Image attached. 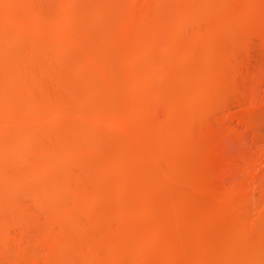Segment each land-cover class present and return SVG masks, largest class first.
<instances>
[{
    "label": "rangeland",
    "instance_id": "obj_1",
    "mask_svg": "<svg viewBox=\"0 0 264 264\" xmlns=\"http://www.w3.org/2000/svg\"><path fill=\"white\" fill-rule=\"evenodd\" d=\"M18 1L17 0L12 1V2H14V4L16 2H18V4H17L18 7L15 6L12 2H10V3H6L8 9L6 7H5L6 9L0 8V64L4 63L3 65H5V66L1 65V68L3 67L4 69L7 70V72L5 73L6 70L4 71L3 68L2 69L0 68L1 69L0 71H3L0 73H3L5 75L4 76L2 74L4 77H8V78L11 77V79L9 81H8V78H7V80L2 79L3 83H5V82L9 83L10 82L11 84H14V82H15V84H18L17 86L16 85H12V86H15L18 89V90L17 89L16 90L19 91V93L17 94V97L19 98L20 96L23 95V96H25L23 98V99H25V101H23L24 104L20 103L22 98L20 97V99H18V98H16V95L14 94V96H11L10 99L14 100L12 98H16L17 100L15 99L14 102L10 101V103H9V101L7 102V103H9V105L7 107L11 111L8 110V108H7L8 114H7V116L3 117V119L6 117L7 120L5 118V120H3L4 121L3 125L0 127V131H1L0 132V147L6 148L10 143H11L10 146H13L15 144V142L19 139V136L22 134H24L26 136L27 134H29L28 132H30V129L28 130L27 128H31V130L32 129L33 130L30 133L33 134L34 136H32V135L31 136L28 135V136L33 137L34 139L33 138L32 139L27 138L29 140H27L28 142L26 143V146H28V147H26V148L27 149L30 148V149H28V152L29 151H30V153L32 152V154H33L32 157L35 158V156H36L34 162H36V160H38L37 162H39L40 161L39 159H41V161H43V163L40 161V163H42V164L41 165L38 164V166H37L35 163L30 162L34 166H37L39 169H40V167H42L41 168L42 171L41 170L39 171V169L36 167V169H38V172H36L37 171L36 170L35 176L33 177V179L31 178L32 180H30L28 178L26 179L27 172L29 173V170H31L30 166H27L28 163L27 164L24 163L25 165H23V164H21L22 162L17 164L16 162L14 163V161H10V160L9 161L5 160L6 162H4V160H0L1 161L0 163H3V162L5 163V164H0V188L4 191V194H2V196H0L1 197L0 202H2V203H0L1 204L0 205V218H1L0 221L3 219L2 220L3 222L2 223L0 222V264H61V263H63V264H96V263L99 264L100 261H102L101 264H121V261H122V264H189L190 261L192 260L191 259L192 254H191V250H190V246H189V244L192 245V239H191L192 235L190 233H189V235H187L188 234L187 231L186 232L182 231L181 234L179 232V234L177 233V235L181 237L180 240H178L177 235H174L176 237V241H179V242L173 244V246L175 247V250L177 252L176 254H179V258L176 261L175 256L168 251L170 239L168 240V237H166V236L169 235L170 233H168V232L166 234H164L165 232L160 233L161 227H159L160 229H158V227H157V226H159L158 225L159 221L162 220L160 218L163 217V216L160 217L161 213L163 214L165 207H168V206L163 207L164 210L160 211V209L162 210L161 206H163V205H161L159 203L160 207H158V208H160V209L159 210H156L158 208L155 209L156 205L158 204L156 202L159 200V198L161 196H162L161 197L162 200H160L159 202L165 204L167 201L169 202V200H167V199H169V197H171L172 195H176L177 193L180 194L181 191L179 190V188L184 189V190H182V189L181 190H182V192L183 191L185 192V190H187L186 184L184 185L182 182L183 180L180 177L178 178V176H175L174 172H172L173 173L172 176L174 175V177H176V179L178 178L182 185L180 184L179 180H176L172 176H170L171 168H170V172H169V168H167V167H170L171 165H169L168 161L163 160V159L168 158L169 156L166 157L167 155L165 154L166 158H160L161 157L160 155H162V157L164 156L163 154H160V151L166 150V148L161 149L164 147V144L162 146L160 141L159 140H158L159 142L157 141L158 143H160L159 146H162V147H160L161 150L160 149H159V151L157 150L159 152V154H158V152L155 150L158 148V147L156 148V145H155V143H156L155 139L156 138L151 137L149 135L150 132L149 133L146 132V134L143 133L145 135H143L142 133L139 134L138 130L136 129V128H140V124L142 122H140V124H139V123H137L136 119L134 120L133 123H132V121L129 122V120L127 119L128 118V111L130 110L129 107H131V105H129V104H134L133 102L136 100L135 103H137V104H134V105L141 104L140 107H142V109L151 110L152 114H154V110H156V109H153V106H154V108L156 107L158 109L159 105L161 104V101H158L159 98H161L159 100H162V98H164L163 100L168 98V103L170 104L172 102L171 99L174 98L173 95L176 96L177 94L181 95L184 93V89H183V91H180L183 88V85H182V88H180L178 85H176V82L174 81L176 79L178 80V78L175 77V74H177V77H181L182 75L179 76V74L180 73L182 74L184 72L181 70L184 68L183 70H186L184 72L185 76L184 77L182 76V77L185 80L183 78H179V80L183 79L185 81V83L188 84L189 80L187 82V79H190L191 77L194 79L193 76H195V74L192 75V72L190 71L193 68L196 67L195 69L192 70L195 73H197L201 69L204 70L205 68H208V69L214 68L212 65L213 61L216 60L214 58V56L218 55L216 53L219 51V49H220V51H221V49L227 50V44H229L231 42L230 41L231 39H232V47L233 48L229 47L228 49L229 50H230V48L232 49V54L234 55L235 58H237V61H239L240 64L236 65L233 72L231 71L232 73H230V71H228L229 74H227V72H226L227 68L223 67L224 69L221 70L220 67L222 64H221L220 60L217 61L218 60L217 59L216 60L217 64H216V61H214V63L217 66L214 63L213 64H214L215 68L217 67L219 70L216 68V71L215 70L213 71V69H212V72L214 75H218V74H221L223 72L221 74L222 75L221 77H223L221 80H223L225 84H228L230 87L233 86L232 88L236 87L235 89H239L240 87L242 89L240 88L239 90H236L237 92L240 91V93H236V92L230 93V94H232V96H229V97H228V95H230V94L227 95L228 98H226V99L230 100V101L227 102V104L228 103L229 104L227 105V107L225 109L222 110L223 112H221L220 109H218L220 111H218L216 109V111H217L216 114H215V112H214L215 110H214L213 113L212 112H209L210 114L208 113L209 116H208V114L206 115V117L208 116L207 117V120L209 119L208 121L205 119L206 122H204L205 121L204 120L203 123L202 122L197 123L198 121L196 123H195V121L192 123L193 128L196 127L193 130V134H194L195 130L198 133L195 132L196 137L191 134L188 139L189 140L191 139L190 142L192 141V143L195 145V149L192 152L195 154V150H197L196 152H197L198 156L195 155V158L196 159H197V157L199 158L198 161L195 159L197 161V165H194L196 163L192 162V167L194 165L195 167L199 168V166L202 165L201 169H204V171H205V168H203V167L208 166L207 167L208 169L206 168V170L209 171V172H207L208 177H206L207 175L204 177L206 179H208V178H210V179L204 180L205 178L200 176L199 177L200 180L202 178L205 182L204 181L200 182V180H199V182L202 183V185H203L204 183H206V181H208V182L211 181L210 182L211 184L208 183V185L211 186L209 188H208L207 183H206L207 189H206V186L205 187L201 186V184L198 185L199 184L198 183L196 185V187L200 186V188L198 187V189H196V190L200 191V193L195 190L196 191V192L194 191V194H195L194 197L195 198L192 195V200H194V199L199 200L200 199V201H201L203 199H206V201L204 200L205 203H203V205H202V207H204V209H202V210H205L206 207H208V206L210 207L209 201H211V199H212V202H214V200L216 201L218 197L222 196V195L219 196L220 194L215 193L217 191L219 192V189H225L222 191L224 193L228 191L227 193H229V191H231L233 189L235 190L241 184H242L241 188L244 185H246V186H244V191L248 195V201H247L248 204L246 202L247 206H246V204H245V207L239 206V207H241V208H239L240 211L237 207H235V208L238 209L237 211L240 212V214L246 213V214H243L244 217H245V215L247 217L249 213L251 214V215L249 214V217H248L249 219L247 218V221H249V220H253V221H250L252 223L250 224V222H249L248 226L250 225V227L254 228V230L256 228L257 231H254L252 229V231L254 232V233L253 232L252 233L255 234V235H252V233L250 231L251 228L249 227L250 230H248V231H250V232H249V234L247 232L248 235L245 234V237H244V235H237V233L236 234L231 233L228 236V242H230L233 245H237L238 247H241V249H245L247 247L249 248V249L247 248L248 250L251 249L252 251L254 250L255 247H256V249L257 248L260 249L259 247L262 244L259 243V241H260L259 238L262 236L264 237V235H263L264 234V230H263L264 229V220L260 215V213L264 215V211H263L264 210V121H262V119L264 120V39L258 35L259 34L258 32L254 34V31L256 32L259 30L258 29L256 30L255 28L250 27L251 28L250 30L253 31V34H251V31H250V33L248 32L249 27L248 28L245 26L242 27L243 25L239 26V22H238V25H236L237 24L236 21H234L236 24L232 25V27H230V29H228V30H225L226 28H222L224 30L220 29L223 26H221L220 28L219 27L214 28L215 24L210 25L211 22L213 23V21H217L215 19H217L218 16L220 17L222 14L224 16V19H225L226 15L229 16L230 13L229 14L227 13L229 3L227 1V4H226V1H223V0H222L223 1L222 3H220L221 0H216V1H213V0L209 1L208 0V2H207V0L206 1L205 0H197V1L193 0L194 2H192L191 0H189L190 2H188V0H182L185 2V4H184V2L181 3L182 2L181 1L180 5L177 4L176 2H175L176 5H174V1H171V0H170L171 2L169 0H153L154 1L153 3L158 8L154 5H152V7H151V4H153V3L152 2L150 3V1H152V0H76V1L75 0H73V1L72 0H64V1L63 0H34V2H33V0H27V1L24 0V2L22 0H18ZM74 2H76V3H74ZM200 2H202V3H200ZM230 2L232 3V1H230ZM11 3H12L13 8L11 6ZM24 3L28 4V9H26L27 4H24ZM188 3L190 5L192 3L191 6L193 8L191 6H188ZM195 3H196V5L194 6ZM205 3H206V6H205ZM238 3L240 5V0ZM31 4L34 5V6L32 5V7L34 9L31 7ZM182 4L186 5V6L182 7L181 6ZM211 4H212V6H211ZM214 4L215 5L217 4L219 6L222 4V7H221L222 9L219 6L215 7ZM235 4H236V7H235V5L233 7V8H235V10H232V11L236 12L237 11L236 8H238L240 6H238L237 2ZM162 5H164V7L166 6L165 10L161 9V8H163ZM209 5L211 7H213V9ZM35 6L37 7L36 10H35V8H36ZM179 6H181V8H179ZM187 6L189 7V9L192 8L191 11H195V12H196V10H198V8L201 7L200 9H202V11L203 10L204 11L202 12L199 9L198 10L199 14L204 13L203 15H206L205 19H204L205 20L204 23H201L202 22L201 21L200 22L201 24H198L199 22L196 23L194 21H192V22L189 21V24L187 25V27H185L186 26L185 25V26H183V28L181 30L184 32V33L181 32V34L184 35V38H191V40L188 39L187 45L189 44V46L191 45V46H193L194 49L196 48L199 51L198 52L195 49L193 51L194 56L192 54V56H190V57L184 56V54H182V53H176L177 51H173L175 53L171 52V50H169V42H170L171 34H169L168 31L166 33L164 31V30H166L165 28H167V26H168V24H166V22L167 23L169 22V20H166L169 18L168 16H167L168 17L167 18L166 15H169L170 17L173 18V15L171 16V14H175L177 16V14L182 13L181 12L182 10H183V13H185L186 9H188V8H186ZM21 7H22V9H21ZM41 7L43 9H41ZM208 7H209V9H207ZM29 8L31 10L33 9V13ZM194 8H196V9L194 10ZM137 9H139V10H137ZM147 9L149 11H151V14L150 13L148 14V12H149L148 11L147 14L145 13L146 15H143V16H145L148 19L150 18L149 21H152V22H153V20L151 17L152 16L154 17V19L156 20L154 22H157L155 25L152 23L154 25V27H153L154 29H155V26H157V24L159 26V24L161 23L160 27L163 26V28L162 27L161 28L164 29L163 31H162V29H160L162 34L158 35L160 31L158 30L159 31L158 32L156 29L155 30L158 32V34L157 33L152 34L151 32H153V31L155 32L154 29L152 31V28H151V31H149L150 29L145 30V29H142L140 27H137V23H138V21H136L137 18L139 19V21L142 20V22H143L145 17L141 19L140 17H142V16H140V15L144 14V12L147 11ZM180 9H181V11H180ZM189 9H188V11H186V13L189 12ZM218 9H220L221 11H218ZM229 9H231L230 6H229ZM152 10L154 11L153 14H152ZM213 10H214V12H213ZM224 10H226L227 12ZM8 11L12 12V14H15L16 19H19V20L14 21V17H13L14 15L11 16V14ZM28 11H30V12H28ZM42 11H43V13H42ZM163 11H165V13H162ZM217 11L219 13H221L222 11L223 12L221 14H219ZM232 11H231V15H233ZM26 12H28V13H26ZM176 12H177V14H176ZM198 12H196V13H198ZM216 12L219 15H217ZM6 13L7 14L9 13V16L13 17L11 21H9L10 20L9 16H7ZM25 13H26V15H28L29 13L33 16L35 15V19L30 14L28 16H26ZM210 13H211L212 17H213V15L214 16L217 15V18L216 17L212 18L211 15H209ZM154 14H156V15H154ZM160 14L161 15L164 14L162 16V18L160 17L161 16ZM39 15L42 18L40 17V19H39ZM208 15L210 16L211 20H213V21H211L209 19ZM3 16L5 19L7 18V20L9 19L5 23H4L5 19H3ZM135 16H137V17H135ZM44 17L46 18V21H44L45 20ZM93 17L95 18V20ZM157 17H158V19L160 18V20H158L159 23L157 21ZM126 18H128V19H126ZM172 18L170 19V21L172 20ZM174 18H176V17H174ZM263 18L261 20H263ZM25 19L26 20L28 19L27 20L28 22ZM32 19H33V21H32ZM101 19H103V20H101ZM161 19L166 20V22L163 20L161 21ZM176 19H178V18H176ZM207 19H209V20H207ZM21 20H23V21H21ZM132 20H133V22L135 21L133 24L136 23V25H134L135 28H133V26H132V23H131ZM220 20H221V18H220ZM24 21H26V22H24ZM208 21H210V22H208ZM145 22L148 23V20L147 21L145 20ZM234 22H231L228 25H230ZM61 23H62V25H61ZM126 23L129 24L128 26L130 28L127 26ZM147 23H146V25H147ZM149 23H151V22H149ZM162 23H164L165 25ZM171 23L172 22H170V24ZM208 23H210L209 26H208ZM144 24L145 23L143 22L141 27H144ZM125 25L127 28L125 27ZM138 25H140V24H138ZM44 26H45V28H44ZM46 26H48V27H46ZM158 26H157V29L160 28V27L158 28ZM254 26L257 28L256 23L253 25V27ZM62 27H63V29H62ZM124 27L127 29L126 32L124 31L125 30ZM150 27H151V24H150ZM239 27H241V28H239ZM171 28H172L171 25H169L168 30H170ZM227 28H229V27H227ZM246 28H247V30H246ZM128 29L130 30V32ZM218 29L223 31V33L220 32L219 35L223 34L224 36L220 35V37L223 36L224 38H220L218 36ZM253 29H255V30H253ZM44 30H45V34H44ZM171 30H170V32L173 31V30L172 31ZM199 30L210 32L211 34L208 33L209 35H212V33H213L212 39H215V40L213 41L211 39L210 41H212V42L207 43L205 41V44H204V42H202L199 45V43L196 42V40L193 38L194 35ZM187 31H188V33H186ZM234 31H235V33H234ZM47 32H49L48 33L49 35L47 34L48 37L46 36V38H44ZM214 32H216V33L214 34ZM17 33H19V35L23 34V36H25V37H23L21 35L22 36V38H21L22 40H21V39L17 38ZM135 33L139 34L138 37L135 36ZM70 34L73 35L72 38L70 37L71 36ZM185 34H187V36H185ZM153 35H154V37H153L154 40H150V37H152ZM156 35H158L159 37H157ZM188 35H189V37H188ZM214 35H216V37H214ZM253 35H255V36H253ZM139 36H142L141 38L143 40H141L139 38ZM54 37L55 38L57 37V39H53ZM134 37L139 38L141 40V44H142V41H144L143 46H139L137 44H136L137 46L133 45L135 43H138V41L137 42L134 41L137 39ZM166 37H168V39L165 40ZM128 38L129 39L132 38L134 40L131 41ZM161 38L163 39L164 42L167 41L168 43H166V44L165 43H159L160 41L162 42ZM158 39H159V41H158ZM50 40L54 41L53 43L57 44L58 48H60L58 51H56L57 50L56 45L53 46L54 44L52 42L49 43ZM234 41H236L238 43H236ZM251 41H252V43H251ZM86 42H88V43H86ZM191 42H193V43H191ZM64 44H66L68 46L66 47ZM156 44H157V46H156ZM159 44L160 45L165 44V45H162L163 47L162 46L159 47ZM250 44H252V46ZM237 45L239 46V48ZM245 45H246V48H248V49L244 48ZM154 46H156V47H154ZM209 46H210V48H209ZM37 47H39V49ZM50 47H53V49H51ZM101 47H102V50H101ZM142 47L144 49H142ZM198 47H202L203 50L198 48ZM86 48L88 49V53H87ZM91 48H92V50H91ZM104 48L107 50L106 51L107 54L105 53ZM193 48H191V50ZM134 49L137 53L142 54L143 57H141V61H139L140 59H138L139 62L138 61L133 62V64H136V62H138L137 63L138 65L136 64L133 66V64L130 63L131 61L129 62V59H131V57H130L131 53H129V52L132 51V54H133ZM36 50H37V52L38 51H40V52L37 53ZM53 50H55L56 53L58 52L57 53L58 55H55ZM159 50H161V51H159ZM210 50H212L213 53H214V51H217L216 53H214L215 55L213 56V61H212V59H210L211 55H212V51L210 52ZM91 51H92L93 55H91L92 54ZM146 51L148 53L149 52L151 53V54H149L150 58H147L148 55L144 57L145 54H143V53ZM195 51H196L197 55L195 54ZM203 51H205V53L208 56L205 55V53ZM201 52L204 53L203 56L201 55ZM208 52H210V53H208ZM223 52L225 53V51H223ZM223 52L221 51V53H223ZM230 52H231V50H230ZM165 53L167 56L165 55ZM171 53H173V55L177 54L176 59H175V57L173 59L174 63H172V65L173 64L175 65V68H174V65L171 67H170L171 64L169 65V63L173 62L172 60H171V62L167 61L168 62V63L166 62L167 65L165 62H163V60L165 61L167 59L168 60L172 59L171 57H173V55ZM226 53H228V51H226ZM88 54H89V56H88ZM180 54H182V56ZM62 55L65 58L60 57ZM86 55L89 58H87ZM151 55H153L152 58H151ZM159 55H161V57ZM204 55L206 58L204 57ZM92 56H94V57H92ZM156 57L159 59L161 58L162 61H160ZM199 57H202V58H199ZM244 57H245V59H244ZM58 58L59 59L61 58V60L65 61L68 64H65V62H61ZM164 58H166V59H164ZM241 58L243 59L242 62H244V60L247 61V65L245 64L246 61L244 62V64L241 63V61H240ZM96 60H98L100 62L97 63ZM151 60H152V62L154 61L153 62L154 64H156V63L162 64L163 63L162 66H164V65H165V67L169 66L170 68L173 69V71L175 69L176 73H174V77L172 76L173 79H171V75H170V79H171L170 81L173 83L175 82L174 88L176 87V89H174L173 87H171L169 85L168 79L165 80L164 83H163V81H162V83H161V81L155 83V85H154L155 91H153L154 93L156 92L155 94L153 92L151 93L149 91H146L145 87H143L144 85H140L138 87L139 88L138 93L135 96H133V99L131 98V101H130L129 100L130 98L127 96L128 92H129L128 89L131 88V86H130V84H132V83H130L131 79H134V78H131L133 75H130V74H136V75L138 74L139 75L141 73V71L144 70V67L148 64V62H151ZM69 61H70V64H69ZM86 61L88 62L86 68L89 65H90V67H88V69L83 68L84 69L83 70L81 68V65L83 64V62L85 63ZM81 62H82V64H81ZM78 63L81 65L79 66ZM140 63L141 64L143 63V65H139ZM32 64H33V66H32ZM85 64H84V67H85ZM97 65H101V66L97 67ZM210 65H212V66H210ZM82 67H83V65H82ZM135 67L138 68V70L133 69ZM139 67L140 68L142 67L143 69L142 68L140 69ZM14 68H17V69H14ZM97 68H99V70H97ZM18 69H20L21 72ZM27 69H28V74H27ZM196 69L197 70L199 69V70L197 71ZM15 70H17L18 73L15 72ZM23 70L25 71V73L27 75L23 74L24 73ZM42 70L45 72L43 73ZM134 70H135V72H134ZM179 70H181L182 72H180ZM187 70H189V71L187 72ZM220 70L222 71L221 73L218 72ZM223 70H226V71H223ZM22 71H23V73H22ZM47 72H48V74H46ZM224 72H226V75H227L226 77L224 76V74H225ZM188 73L190 74L189 76L192 75L190 78L188 77ZM54 74H55V76H58V77H54ZM169 74H170V72H169ZM2 75L0 74V76H2ZM22 75L24 76L23 80L21 79ZM186 75L188 78L186 77ZM228 75H229V77H228ZM219 76L220 75H218V77ZM4 77H0V78H4ZM192 78L190 79V83H192L194 81ZM60 79L62 81H64V83ZM19 80L20 81L22 80V81L20 82ZM25 80H27V82ZM227 80L230 81L229 82L230 84L228 82H226ZM234 80H235L236 85L233 84ZM166 81H168L167 82L168 84H165ZM236 81H237V83H236ZM25 82H26V85L24 84ZM231 82H232V84H231ZM27 83H29V84H27ZM180 83H182V82H180ZM180 83L178 82L179 85H181ZM185 83H183V84L185 85ZM32 84L34 85V87H32L33 86ZM63 84H65V85L63 86ZM159 84H162V85H159ZM23 85H25V86H23ZM165 85L167 86V88L165 87L167 89V91H168L169 87L171 88V90H169L171 93L169 91H168L169 93H166L167 91L165 88L164 89L166 92H164V90H160ZM18 86H20V87H18ZM156 86H158V87H156ZM15 87H13V88L15 89ZM127 87H129V88H127ZM178 87H179V89H178ZM185 87H187V86L185 85ZM62 88H64V89H62ZM32 90H33L34 94L32 93ZM42 90L45 92H42ZM241 90L244 91L243 93H245V95L241 92ZM188 91L189 90H187V94H188ZM21 92H22V95H19V94H21ZM42 94L44 95V97L41 96ZM45 94L46 95L51 94V95H49V97L51 98V100H53V103L51 100H49L50 98L49 99L47 98L48 95L46 96ZM158 94H160L161 96ZM162 94L163 95L167 94L168 96L166 97L164 95L162 97ZM237 94H240V95L237 96ZM26 95H27V97L30 96L29 100L27 99ZM31 95L34 98H31ZM54 95L56 97H59V96L61 97V98L59 97V99H61V101L63 103H61V101L59 103V101L56 100L57 101L56 103H59V105L56 104V106L61 105L62 107L59 108L58 106L56 107L54 105L55 102H54V99L52 98V97H55ZM234 95H236L237 98H235L236 96L234 97ZM157 96H158V98H157ZM224 96H226V95L224 94ZM35 97H37V98L35 99ZM222 97H223V95H222ZM232 97H234V98H232ZM30 98H31V100L32 99L33 100H32V102L29 103V101H31ZM40 98H42L44 100H41ZM151 98H154V100ZM156 98H157V100H156ZM26 99L28 100V102H26ZM55 99H58V98H55ZM231 99H233L234 101ZM151 100L155 104L157 102H159L160 104L158 103V104H156L157 106H155L154 104H152ZM31 103H32V105H30ZM64 103L66 106L63 105ZM168 103H167V105H168ZM224 103H226L225 99H224ZM15 104H17V106L19 104V106H18L19 108H17V106ZM44 104H46V105H44ZM162 104L166 105V100H165V103L163 102ZM134 105H132V106H134ZM29 106H30V108H29ZM53 106H55L56 108L55 107L52 108ZM63 106L64 107L69 106L70 108L67 107L69 109H67V108L64 109ZM162 106L160 105V107H162ZM42 107H44V108H42ZM249 107H251V108H249ZM25 108H27V109H25ZM57 108L61 109V110H59L60 112L57 111L58 110ZM222 108H224V107H222ZM63 109H64V111H63ZM66 109L68 110L67 113L68 112L69 113L63 114L66 111ZM28 110H30V111H28ZM161 110L163 111V108ZM161 110H159V112H160L159 114L162 113ZM249 110H250L251 116H253V118L257 119V120H254V121H256L255 122L256 125L253 123V126H252V124H246V125H249V126H246L244 123L240 122L239 118L243 117L242 116L243 114H244V117L249 115V114H247V111L249 113ZM38 111H40V112H38ZM52 111H54V113L56 111V113H60V114H54ZM165 111H164V113H165ZM33 114L36 117H38L39 119H37ZM37 114L38 115L40 114L41 116L43 115L45 117H43V116L39 117L40 115L37 116ZM178 114H179V116H181L180 114H182V113L181 112L176 113L177 118L175 116H171L173 118V121L171 120L172 119L171 117H170L171 119H169V120L173 123H175V120H178V119L182 120V118H180L178 116ZM165 115L167 116L166 113H165ZM158 116H160V118H164V116H161V115H158ZM40 118H42V119H40ZM118 118H121L123 121L121 120V122H118V120H117ZM138 119H140V118H138ZM141 120H142V118H141ZM141 120H138V122ZM143 121H145V120H143ZM170 121H169V123H171ZM177 122L178 121H176V123H175L176 125H177ZM173 123H172V125H175ZM135 124H136V127H135ZM137 124L139 126H137ZM197 126L199 127V131L197 129L198 128ZM253 127H255V128H253ZM20 128H21V132H19V134H18L17 132L20 131L19 130ZM22 128H26V131H25V129L23 130ZM200 128L202 130L201 134H199ZM135 129L138 132L137 134H136ZM22 131H24V133ZM133 131H135V132H133ZM25 132H27V134ZM73 132H75V133H73ZM143 132H145V131H143ZM15 133L17 135H15ZM76 133H80V134H76ZM151 134H153V133H151ZM198 134L200 135V136H198L199 138H197ZM139 135L140 136L143 135L142 138L143 139L145 138L144 140H145L146 145L143 143V141H141L142 138H140ZM201 135H202V137H201ZM28 136H26V137H28ZM152 136H155V135L153 134ZM191 136H193V137H191ZM137 137L140 139L139 141L137 140L138 139ZM147 137L152 138L149 141H151V140L153 142L155 141L154 142L155 146L152 145L153 144V143H151L152 141L149 142L150 144H147L148 143V141L146 139ZM192 138H193V140H195V142H193ZM195 138L197 139V141H199L198 143H196L197 141ZM13 142H14V144H13ZM65 142L68 144L70 143V145L67 144L69 146L68 149H66L67 145L65 144ZM119 142L121 144H123V146H121V144H119ZM202 142L204 145L202 144ZM128 143H131V144H128ZM158 143H157V145H158ZM162 143H164V141ZM165 143L168 145L169 142L167 143L165 141ZM200 143L203 146H201ZM3 144H5V145L2 146ZM64 144L66 145L65 147H63ZM169 144H171V142ZM71 145L74 147H72ZM77 145H78L79 149H78ZM150 145L152 147H154L153 149L155 151L152 150ZM10 146H8V147L10 148ZM125 146H126V148H125ZM147 146H149V147H147ZM171 146H173V145H170V147ZM76 147H77L78 151H77ZM91 147L93 149H91ZM196 147H197V149H196ZM198 147H200V148H198ZM74 148L76 150H74ZM81 149H83V151ZM168 149H170V148H167V151H169L167 153H170V150H168ZM198 149H199V151H201L200 153H199ZM45 150H46V152H45ZM79 150H81L80 153H82V154L79 153ZM39 151H40V153H39ZM74 151H77V152H74ZM124 151L128 152L130 155L128 153L127 154L125 153V157H127V155H128V158H124L125 161L122 162L123 165L120 168L118 166V169H117L116 165L115 166L113 165V161L117 160L118 157H116V156H119L120 153L124 152ZM174 151L176 152V150L173 149L171 154L175 153ZM43 152L46 153V155ZM133 152H134V154H133ZM152 152L154 153V155L156 154L157 158H156V156L154 157ZM188 153L191 154V152H188ZM39 154H42V155L40 156ZM136 154H138L139 160H140V157L144 156V157H142L143 159L141 158V160L139 161L137 159ZM180 154H182V153H180ZM184 154H185V152H184ZM184 154H182V156ZM187 154H185V156H187ZM201 154H203V155L201 156ZM43 155H45V156H43ZM47 156H48V158H46ZM130 156L133 159H131ZM170 156H172V155H170ZM177 156H179V155H177ZM177 156L175 158H177ZM192 156H193V154H191V157ZM32 157H30L29 159H31ZM39 157H41V158H39ZM43 157H45V158L43 159ZM50 158L53 160H51ZM158 158L162 159L164 161V164ZM188 158H187V160H188ZM45 159H47L48 162L45 161ZM185 159H186V157L184 158V160ZM201 159L203 161V164H202ZM33 160L34 159H31V161H33ZM129 160H130V162H129ZM169 160H171V159H169ZM189 161H191V159H189ZM166 162H167L168 166L166 165ZM198 162H199V164H198ZM45 163L49 166L45 165ZM53 163H55V164H53ZM39 165H40V167H39ZM43 165L45 168L43 167ZM110 165L112 167H114V169L112 167H110ZM19 167H20V169H19ZM143 167H144V170L146 168L149 170L147 172H150L151 170L155 169L153 171V174L157 175V177H160L159 181L162 180V181H165V183H166L164 185V183L162 181L161 182L163 184L160 182V184L163 185L164 189H161L162 187H158V186H160L159 181H157L158 178L156 179V181L158 183L155 181V178H156L155 176H154L155 177L154 181L157 183V186H156V184H154L155 186L152 187L153 186L152 183L148 182V180L151 177L150 178L148 177L149 179L148 178H146V179H148L147 182L149 184H151L152 186L149 185L148 183L146 186L140 185L141 183H143L145 181V179L143 178L145 176V174L143 176V173H145L146 170L143 173H142V171L139 173V170L142 169ZM115 168H116V170H115ZM163 168L164 169L167 168L168 172H164ZM167 169H165V171ZM192 169L195 170V168H192ZM155 171L157 174H155ZM195 171H197V170H195ZM134 172L136 175L134 174ZM137 173H139L140 175L142 173L143 177L140 175L137 177V175H138ZM166 173H169V174H166ZM202 173L203 172H201V175L203 176ZM61 174L65 175L66 176L65 178L68 180L63 178L64 176H62ZM151 174H152V171H151ZM161 174H163V175L165 174L164 175L165 177ZM20 175H22V176H20ZM167 176H170L171 177L170 179H172V180H170ZM209 176H211V177H209ZM16 177L17 178L19 177V179H17ZM140 177L142 178V180L140 179ZM11 179L13 180V183L14 182L17 183V180H19V182H20V179H21L20 183L21 184L23 183V184L20 185V183H18V185L20 187H16L15 185H17V184L10 183V182H12ZM163 179H165V180H163ZM140 181H143V182H140ZM24 183H26V184H24ZM144 184H146V183H144ZM67 185L69 188L66 187ZM171 185L173 187H171ZM13 186H15V187H13ZM63 186H65V188H63ZM146 187H148V188L151 187L150 188L151 191L148 188L146 190ZM157 187H158V189H157ZM169 187H171V189ZM175 187H176V189H174ZM202 187L206 189V190L204 189L206 192L202 189ZM249 187L250 188L252 187V188L250 189ZM10 188L13 190H11ZM143 188H144V191L146 190V193L148 195L152 196L154 194L153 195L154 197H155V194H156V196L158 195V199L156 197L153 199V201L156 200L155 201L156 205L151 200L153 196L150 197L147 194H146L147 196L145 195L146 198L147 197L151 198L150 201H152V202H149V198H147L148 200H146V201L150 205H148L146 203V201H145V203L143 202L144 201L143 199H146L144 197V194L142 195V193L144 192ZM154 188H156V189L154 190ZM68 189H70V190H68ZM199 189H201V190H199ZM211 189H214V191H210ZM148 190H149V193H148ZM159 190L160 191L162 190V192H160ZM163 190L167 191V193ZM44 191L48 195L47 194L45 195ZM156 191H158V193H156ZM177 191H179V192H177ZM188 191H189V189H188ZM222 191L220 190L219 193H221ZM51 192H53V193H51ZM60 192H62V193H60ZM163 192H165V194ZM171 192H173V194ZM174 192H176V194ZM41 193L44 196H41L42 195ZM139 193H141V194H139ZM168 193L170 195H168ZM189 193H190V191H189ZM196 193H199V194L197 195ZM51 194L53 197L55 195L54 200L52 199L53 197H51ZM179 194H177L178 196H180L178 198L174 196V199L176 198L174 200V202L179 201L181 199V194L180 195ZM221 194H223V193H221ZM249 194H252V195H249ZM73 195H75L76 197ZM202 195L204 197H202ZM209 195H210L211 199H209L210 198ZM214 195L217 196L216 199H215ZM47 196H49L51 198V200ZM139 196H141L142 199ZM206 196L208 197V199ZM41 197H44V198H41ZM252 197H254V198H252ZM164 198H167L166 199L167 201ZM171 198L173 199V197H171ZM249 198H250V200H249ZM40 199H43V200H40ZM163 199L165 201H163ZM190 199H191V196H190ZM217 201L219 203V200H217ZM174 202H173V200H171V203H174ZM175 203H177V202H175ZM214 203L215 204L213 206H216L218 204V203L216 204V202H214ZM145 204H147V205H145ZM205 204L206 205L209 204V205L204 206ZM261 204H262V206H260ZM154 205H155V207H153ZM252 205L253 206L255 205L254 208H252L253 207ZM129 206L134 207L133 209L137 208L138 212H139L137 214V217L135 218L136 220H134L133 223H129V213H128V210H130ZM149 208H152L151 209L152 211H148V210H150ZM154 210H156L157 212L159 211V212L153 214V212H156ZM234 211H236V210H234ZM66 213H68V214H66ZM252 214H254L255 216ZM258 216L260 218H258ZM255 219H256V221H255ZM261 220H262V222H260V224H259V221H261ZM159 224H161V222ZM255 232H259V233L256 234ZM186 236H187V238H185ZM246 236H247V239H246ZM66 237H67V239H66ZM175 237H172L171 234L169 235V238L175 239ZM254 237H256V239ZM188 238H189V240H186ZM257 239H258V241H257ZM73 242L78 244V245H75ZM79 242H81V243H79ZM82 243H83V246H82ZM72 244L74 247H72ZM79 244L81 245V247ZM124 244L127 246V248L129 247V250H127V253L124 256L120 257V259L117 258L118 259L117 260L116 258H114V257H117V255H116L117 254L116 253L117 247L119 248L120 246H125ZM60 245H61V247H60ZM64 245L66 248H64ZM129 245H131V247ZM83 247L85 248V250H83L84 249ZM76 248L77 249L80 248L79 250H77V253L75 251ZM81 248H83V249H81ZM261 248L263 249L264 246ZM70 249H72V250H70ZM68 250H69V253H68ZM82 250L85 251L86 253H83ZM89 250H91L90 253H89ZM95 252H97L98 255ZM98 252H100V253H98ZM62 255H64L66 261ZM84 255H86V256H84ZM59 256H61V257L58 258ZM87 256H88V258H87ZM91 256H93V257H91ZM99 256L102 258H100ZM52 258H53V261H52ZM82 258H85L84 262H83ZM91 259H93V260H91ZM230 262H232V261L229 260V262L227 264H229Z\"/></svg>",
    "mask_w": 264,
    "mask_h": 264
},
{
    "label": "bare ground",
    "instance_id": "obj_2",
    "mask_svg": "<svg viewBox=\"0 0 264 264\" xmlns=\"http://www.w3.org/2000/svg\"><path fill=\"white\" fill-rule=\"evenodd\" d=\"M13 0H0V8H4V9H8V7H7V5H6V3H10V2H12ZM18 1V0H17ZM23 2H24V0H22ZM25 1H27V0H25ZM64 1V0H63ZM73 1V0H72ZM76 1V0H75ZM170 1V0H169ZM171 1H174V5H176L175 4V2L177 3V4H179L180 5V2L182 1V0H171ZM170 1V2H171ZM179 3H178V2ZM192 2H194L193 0H191ZM195 1H197V0H195ZM206 1V0H205ZM209 1H211V0H209ZM213 1H216V0H213ZM223 1H226V4H227V1H228V5L231 7V9H229V6H228V12L226 11V10H224V11H226L228 14H229V16H227L225 13V19H224V16H223V14L219 17L218 16V18H217V15H219V14H221V13H219L218 11H221L220 9H218V13H217V15L216 16H214L213 15V17H216L217 19H215V20H217V21H213V20H211V18H210V16L209 15H211V13L208 15V17H209V19L211 20V21H213V23L211 22V24L210 23H208V26H209V24L210 25H213V24H215L214 26V28H216V27H221V26H223V27H221L220 29H222V28H226L225 30H228V29H230V27H232V25H235L236 23V25H238V22H239V26H242V27H249L248 29H249V33H250V27H252V28H255L256 30L258 29L259 31H254V34L255 33H259L258 35L259 36H261V38H263L264 39V0H240V5H239V0L237 1V0H223ZM222 0H221V2L220 3H222L223 2ZM230 1H232V3L230 2ZM15 2V1H14ZM14 2H12L13 4H14ZM19 2V1H18ZM18 2H16L14 5L15 6H17L18 7ZM29 2V1H28ZM33 2H34V0H33ZM153 3L154 1L152 0V1H150V3ZM167 2V1H166ZM184 1H182L181 3H183ZM188 2H190L189 0H188ZM199 2V1H198ZM204 2V1H203ZM207 2H208V0H207ZM237 2V4H238V6H240V7H238V8H236V12L235 11H232V10H235V8H233L234 7V5H235V7H236V3ZM12 3H11V6H12ZM32 3V2H31ZM72 3V2H71ZM74 3H76V2H74ZM149 3V2H148ZM156 3V2H155ZM159 3V2H158ZM200 3H202V2H200ZM199 3V4H200ZM210 3V2H209ZM24 4H27V3H24ZM23 4V5H24ZM35 4V3H34ZM170 4V3H169ZM173 4V3H172ZM184 4H185V2H184ZM225 4V3H224ZM225 4V5H226ZM9 5V4H8ZM32 5L33 4H31V7H32ZM152 5H154V6H156L154 3L153 4H151V7H152ZM159 5V4H158ZM166 5V4H165ZM191 5H192V3H191ZM189 3H188V6H191ZM196 5V3L194 4V6ZM20 6V5H19ZM27 6V8L26 9H28V4L26 5ZM25 6V7H26ZM30 6V5H29ZM34 6V5H33ZM147 6V5H146ZM163 6V8H161L162 10L164 9L165 10V8H166V6L164 7V5H162ZM178 6V5H177ZM182 7L184 6H186V5H181ZM181 6H179V8H181ZM186 7V8H188L189 9V7ZM198 6V5H197ZM203 6V5H202ZM205 6H206V3H205ZM210 6V5H209ZM211 6H212V4H211ZM210 6V7H211ZM214 6L216 7V6H219V5H215L214 4ZM6 7V8H5ZM24 7V8H25ZM36 7V6H35ZM86 7V6H85ZM135 7V6H134ZM148 7V6H147ZM157 7V6H156ZM155 7V8H156ZM192 7V6H191ZM200 7V6H199ZM220 8L222 7V4L219 6ZM224 7V6H223ZM10 8V7H9ZM12 8H13V6H12ZM33 8V7H32ZM149 8V7H148ZM158 8V7H157ZM185 8V9H186ZM193 8V7H192ZM192 8H190L189 9V12L188 13H186V11H188V9H186V11H185V13H183V10L181 11V9H180V11L183 13H181V14H177V12H176V14H177V16L175 15V14H171V16L173 15V18L174 17H176V18H178V19H176V18H172V17H170L169 15H166V17L168 18V19H166V20H169V22L167 23L166 22V20H163V19H161V21L163 20V21H165L166 22V24H168V26H167V28H165L166 30H164V29H162L163 28V26H161L160 27V25H161V23L159 24V26H158V24H157V26H158V28L159 29H157V26H155V29L158 31H160V29H162V31L164 30L165 31V33L168 31V33L169 34H171V37H170V42H169V50H171V52H173V51H177L176 53H182V54H184V56H188V57H190V56H192V54H193V56H194V50L196 49H194L193 48V46H189V44L187 45V42H188V39H190L191 40V38H184V35H182L181 34V32L182 33H184L183 31H181L182 30V28H183V26H185V27H187V25L189 24V21L190 22H192V21H194V22H199L198 24H201V23H204V19H205V16L206 15H203V14H199V12H198V10L201 8H198V10H196V12H198V13H196L195 11H191L192 10ZM206 8V7H205ZM212 9H213V7H211ZM218 8V7H217ZM11 9V8H10ZM18 9V8H17ZM21 9H22V7H21ZM30 9V8H29ZM34 9V8H33ZM33 9L31 10L32 11V13H33ZM37 9V7L35 8V10ZM41 9H43L42 7H41ZM140 9V8H139ZM139 9H137V10H139ZM145 9V8H144ZM183 9V8H182ZM196 8H194V10H195ZM207 9H209V7L207 8ZM222 9V8H221ZM224 9V8H223ZM19 10V9H18ZM84 10V9H83ZM159 10V9H158ZM201 11H202V9H200ZM233 12L232 14L233 15H231V11ZM149 10L147 9V11H145L144 12V14H142V15H140V16H142V17H140L141 19L142 18H144L145 16H143V15H146L147 14V12H148ZM204 11V10H203ZM202 11V12H203ZM210 11V10H209ZM10 14H11V16H13L14 17V21L15 20H19V19H16V16H15V14H12V12H10V11H8ZM28 12H30V11H28ZM28 12H26V13H28ZM36 12V11H35ZM39 12V11H38ZM153 10H152V14H153ZM213 12H214V10H213ZM9 13L7 14L6 13V15L7 16H9ZM26 13H25V15H26ZM37 13V12H36ZM42 13H43V11H42ZM94 13V12H93ZM101 13V12H100ZM146 13V14H145ZM151 14V11H149L148 12V14ZM160 13V12H159ZM162 13H165V11H163ZM201 13V12H200ZM215 13V14H216ZM30 14V13H29ZM28 14V15H29ZM38 14V13H37ZM36 14V15H37ZM40 14V13H39ZM28 15H26V16H28ZM31 15V14H30ZM43 15V14H42ZM97 15V14H96ZM154 15H156V14H154ZM159 15V14H158ZM161 15V14H160ZM164 15V14H163ZM163 15H161L160 17L162 18V16ZM175 15V16H174ZM6 16V17H7ZM11 16H9V21H11L12 20V18L13 17H11ZM31 16H33V15H31ZM30 16V17H31ZM98 16V15H97ZM34 17V19H35V15L33 16ZM32 17V18H33ZM40 15H39V19H40ZM52 17V16H51ZM62 17V16H61ZM135 17H137V16H135ZM211 17H212V15H211ZM212 17V18H213ZM42 18V17H41ZM94 18V17H93ZM152 18V20H153V22L152 21H149V19L148 18H144V27H141V25H142V20L141 21H139V19L137 18V20L136 21H138V23H137V27H140V28H142V29H150L149 31H151V28H152V31H153V27H154V25L157 23V22H154V21H156L155 19H154V17L152 16L151 17ZM172 18V20L170 21V19ZM207 18V17H206ZM220 18H221V20H220ZM238 18V19H237ZM263 18V20H261ZM3 19H5L4 18V16H3ZM44 21H46V18L44 17ZM51 19V18H50ZM59 19V18H58ZM66 19V18H65ZM97 19V18H96ZM100 19V18H99ZM126 19H128V18H126ZM134 19V18H133ZM209 19H207V20H209ZM219 19V20H218ZM260 19V20H259ZM7 20V18L4 20V23L5 22H7L8 21ZM26 20V19H25ZM28 20V19H27ZM26 20V21H27ZM94 20H95V18H94ZM98 20V19H97ZM101 20H103V19H101ZM145 20L147 21L148 20V23L147 22H145ZM158 20H160V18L158 19V17H157V21ZM238 20V21H237ZM21 21H23V20H21ZM26 21H24V22H26ZM30 21V20H29ZM32 21H33V19H32ZM38 21V20H37ZM41 21V20H40ZM92 21V20H91ZM100 21V20H99ZM202 21V22H201ZM234 21H236V23L234 22ZM28 22V21H27ZM135 22V21H134ZM133 22V20H132V26H133V28H135V26L134 25H136V23L135 24H133L134 23ZM142 22V23H141ZM149 22H151V23H149ZM170 22H172L171 24H170ZM201 22V23H200ZM208 22H210V21H208ZM231 22H234V23H232V24H230V25H228L229 23H231ZM129 23V22H128ZM146 23H147V25H146ZM154 25H153V24ZM158 23H159V21H158ZM256 23V26H257V28L254 26L253 27V25ZM127 24V23H126ZM130 24V23H129ZM129 24H127V26L129 25ZM138 24H140V25H138ZM149 24V25H148ZM150 24H151V27H150ZM162 24H164V23H162ZM48 25V24H47ZM61 25H62V23H61ZM165 25V24H164ZM169 25H171V29L173 30H171L172 32H170V30H168V28H169ZM60 26V25H59ZM131 26V27H132ZM146 26V27H145ZM150 28H149V27ZM259 26V27H258ZM37 27V26H36ZM46 27H48V26H46ZM54 27V26H53ZM125 27H126V25H125ZM124 27V31L126 32V28ZM129 27V26H128ZM184 27V28H185ZM227 27H229V28H227ZM44 28H45V26H44ZM61 28V27H60ZM130 28V27H129ZM239 28H241V27H239ZM247 28H246V30H247ZM62 29H63V27H62ZM138 29V28H137ZM154 29V30H155ZM220 29H218V36L220 37V35H223V34H220L219 35V33L221 32V33H223V31L222 30H224V29H222V30H220ZM255 29H253V30H255ZM129 30V29H128ZM135 30V29H134ZM155 30V32L153 31V32H151L152 34L153 33H157L158 34V32ZM235 30V29H234ZM33 31V30H32ZM123 31V30H122ZM133 31V30H132ZM144 31V30H143ZM189 31V30H188ZM188 31L186 32V33H188ZM129 32H130V30H129ZM161 32V31H160ZM159 32V34L158 35H160V34H162V32L160 33ZM217 32V31H216ZM216 32H214V34L216 33ZM43 33V32H42ZM49 32H47L46 33V35H45V37L44 38H46V36L48 37V34ZM123 33V32H122ZM128 33V32H127ZM164 33V32H163ZM167 33V34H168ZM211 34L210 32H206V31H203V30H199L195 35H194V39L196 40V42H198L199 43V45H200V43H202V42H204V44H205V41L208 43V42H212V41H210L212 38H213V33H212V35H209V34ZM234 33H235V31H234ZM21 34V33H20ZM44 34H45V30H44ZM48 34V35H47ZM126 34V33H125ZM132 34V33H131ZM151 34V35H152ZM154 34V35H155ZM225 34V33H224ZM251 34H253V31H251ZM22 36H23V34H21ZM21 35H19V33H17V38H19V39H21L22 38V36ZM51 35V34H50ZM71 36V38H72V34H70ZM129 35V34H128ZM138 35L139 34H137V33H135V36H137L138 37ZM154 35L152 36V37H150V40H154L153 39V37H154ZM158 35H156L157 37H159ZM165 35V34H164ZM190 35V34H189ZM189 35H188V37H189ZM217 35V34H216ZM216 35H214V37H216ZM133 36V35H132ZM162 36V35H161ZM185 36H187V34H185ZM212 36V37H211ZM217 36V37H218ZM224 36V35H223ZM223 36H221L220 38H224ZM233 36V35H232ZM237 36V35H236ZM253 36H255V35H253ZM23 37H25V36H23ZM69 37V38H70ZM131 37V36H130ZM137 37H134V38H137ZM142 36H139V38L141 39V40H143L142 38H141ZM156 37V38H157ZM169 37V36H168ZM168 37H166L165 38V40L166 39H168ZM32 38V37H31ZM43 38V37H42ZM43 38V39H44ZM74 38V37H73ZM76 38V37H75ZM139 38H137L136 40H134V39H129V40H134L135 42H137L138 41V43H135V44H133V45H139V46H143V42L144 41H142V44H141V40L139 39ZM163 38V37H162ZM161 38V40H162V42L160 41L159 43H168L167 41H163V39ZM53 39H57V37L55 38H53ZM22 40V39H21ZM35 40V39H34ZM189 40V41H190ZM209 40V41H208ZM213 41L215 40V39H212ZM251 40V39H250ZM69 41V40H68ZM81 41V40H80ZM133 41V42H134ZM140 41V42H139ZM158 41H159V39H158ZM219 41V40H218ZM231 42V44L229 43V44H227V50H222L221 49V51L223 52V51H225V53L223 52V53H221V51H220V49H219V51L217 52V51H214V53H216V54H218V55H216V56H214L215 54L213 53V51L212 50H210V52L212 51V55H211V58L210 59H212V61H213V56H214V58L217 60V61H219L220 60V62H221V70L222 69H224V68H227L226 70H223V71H226L227 72V74H229V72L228 71H230V73H232L233 72V70H234V68L236 67V65H238V64H240L239 63V61H237V58H235L234 57V55L232 54V49L231 48H233L232 47V39L230 40ZM238 41V40H237ZM243 41V40H242ZM247 41V40H246ZM50 42H54V41H49V43ZM151 42V41H150ZM155 42V41H154ZM153 42V43H154ZM195 42V43H196ZM234 42H236V41H234ZM244 42V41H243ZM254 42V41H253ZM38 43V42H37ZM56 43V42H55ZM86 43H88V42H86ZM191 43H193V42H191ZM236 43H238V42H236ZM250 43V42H249ZM251 43H252V41H251ZM54 44V43H53ZM146 44V43H145ZM158 44V43H157ZM157 44H156V46H157ZM165 44H159V47L160 46H162V45H165ZM212 44V43H211ZM240 44V43H239ZM247 44V43H246ZM263 44V43H262ZM56 45V51H58L60 48H58V46H57V44H54L53 46H55ZM63 45V44H62ZM61 45V46H62ZM66 47L68 46V45H66V44H64ZM93 45V44H92ZM136 45V46H137ZM154 45V44H153ZM195 45V44H194ZM197 45V44H196ZM251 46H252V44H250ZM50 46V45H49ZM70 46V45H69ZM90 46V45H89ZM88 46V47H89ZM156 46H154V47H156ZM204 46V45H203ZM236 46V45H235ZM238 46V45H237ZM60 47V46H59ZM72 47V46H71ZM163 47V46H162ZM190 47V48H189ZM195 47V46H194ZM229 47H231L230 48V50H231V52H230V50L228 49ZM241 47V46H240ZM249 47V46H248ZM38 49H39V47H37ZM36 48V49H37ZM51 49H53V47H50ZM73 48V47H72ZM158 48V47H157ZM156 48V49H157ZM166 48V47H165ZM191 48H193L192 50H191ZM198 48H200V49H202L203 50V48L202 47H198ZM209 48H210V46H209ZM208 48V49H209ZM238 48H239V46H238ZM245 49H248V48H246V45H245V47H244ZM251 48V47H250ZM63 49V48H62ZM61 49V50H62ZM87 49V48H86ZM105 49V48H104ZM103 49V50H104ZM136 49V48H135ZM135 49H134V51H133V54H132V51L131 52H129V53H131V55H130V57H131V59H129V62L130 63H132L133 64V62H135V61H138V59H140L139 61H141V57H143V55L142 54H140V53H137L136 51H135ZM142 49H144L143 47H142ZM155 49V48H154ZM91 50H92V48H91ZM101 50H102V47H101ZM197 50V49H196ZM2 51V50H1ZM35 51V50H34ZM33 51V52H34ZM79 51V50H78ZM106 49H105V53H106ZM155 51V50H154ZM159 51H161V50H159ZM180 51V52H179ZM192 51V52H191ZM198 51V50H197ZM201 51V50H200ZM226 51H228V53H226ZM244 51V50H243ZM36 52H37V50H36ZM38 52H40V51H38ZM37 52V53H38ZM53 52L55 53V55H58L56 52H55V50H53ZM99 52V51H98ZM135 52V53H134ZM163 52V51H162ZM199 52V51H198ZM204 53H205V51H203ZM207 52V51H206ZM210 52H208V53H210ZM220 52V53H219ZM36 53V54H37ZM87 53H88V49H87ZM91 53H92V51H91ZM90 53V54H91ZM104 53V54H105ZM153 53V52H152ZM164 53V52H163ZM162 53V54H163ZM173 53H175V52H173ZM173 53H171L172 55H173ZM204 53H202L201 52V55L203 56V54ZM33 54V53H32ZM107 54V53H106ZM143 54H145L144 55V57L145 56H147V58H150L149 56V54H151L150 52L148 53L147 51L146 52H144ZM154 54V53H153ZM160 54V53H159ZM170 54V53H169ZM182 54H180L181 56H182ZM195 54H196V51H195ZM40 55V54H39ZM60 55V54H59ZM91 55H93V53L91 54ZM165 55H166V53H165ZM164 55V56H165ZM176 55V56H175ZM175 55H173V57H171L172 59H170L169 57V59L170 60H163V62H167V61H170L171 62V60L173 61V62H171V63H169V65H170V67L171 66H173L172 65V63H174V57H175V59H176V57H177V54H175ZM197 55V54H196ZM205 55H207L206 53H205ZM205 55H204V57H205ZM87 56V55H86ZM88 56H89V54H88ZM87 56V58H89ZM107 56V55H106ZM160 57H161V55H159ZM158 56V57H159ZM167 56V55H166ZM200 56V55H199ZM208 56V55H207ZM239 56V55H238ZM37 57V56H36ZM60 57H64L63 55L62 56H60ZM92 57H94V56H92ZM153 57V55H151V58ZM163 57V56H162ZM187 57V58H188ZM203 57V58H204ZM218 57V58H217ZM243 57V56H242ZM65 58V57H64ZM157 58V57H156ZM185 58V57H184ZM192 58V57H191ZM197 58V57H196ZM199 58H202V57H199ZM198 58V59H199ZM206 58V57H205ZM32 59V58H31ZM59 59V58H58ZM97 59V58H96ZM157 59H159V58H157ZM164 59H166V58H164ZM244 59H245V57H244ZM26 60V59H25ZM61 62H65V61H63V60H61V58L59 59ZM148 60V59H147ZM154 60V59H153ZM160 61H162V59L160 58L159 59ZM187 60V59H186ZM201 60V59H200ZM204 60V59H203ZM216 60H214V61H216ZM242 58L240 59V61H241V63H243L244 64V62L246 61V60H244V62H242ZM68 61V60H67ZM97 61V63L98 62H100V61H98V60H96ZM138 61V62H139ZM210 61V60H209ZM214 61H213V63H214ZM217 61H216V64H217ZM8 62V61H7ZM87 62V61H86ZM85 62V63H86ZM138 62H136V64L138 63ZM148 62V61H147ZM151 62H152V60H151ZM151 62H148V64L144 67V70L143 71H141V73L138 75H136V74H130V75H133L131 78H134V79H131V81H130V83H132V84H130V86H131V88L130 89H128V97L130 98H128L130 101H131V98L133 99V96H135L137 93H138V87L140 86V85H144L143 87H145V89H146V91H149V92H153V91H155L154 89V85H155V83H157V82H159V81H161V83H162V81H163V83H164V81L165 80H167L168 79V81H169V85L171 86V87H173L174 88V83L176 82V85H178L180 88H182V85H183V88L180 90V91H183V89H184V93L183 94H181V95H179V94H177L176 96L175 95H173L174 96V98H172L171 99V103L169 104L168 103V98L167 99H165L166 100V105H167V103H168V105L166 106L165 104L163 105L162 103L164 102L165 103V100H163L164 98H162V100H159V99H161V98H159L158 99V101H161V104L159 103V102H157L156 104H160L162 107H160V105H159V107H158V109L155 107L154 108V106H153V109H156V110H154V114H152L151 113V110H146V109H142V107H140L141 106V104H139V105H134V104H137V103H135L136 102V100L133 102L134 104H129V105H131V107H129V111H128V120H129V122L130 121H132V123L134 122V120L136 119L137 120V123H139L140 124V122H142L141 124H140V128H136L137 130H138V132H139V134L140 133H145L146 134V132H150L149 133V135L151 136V137H155L154 139L156 140V143H155V145H156V148L157 149H155L156 151L158 150L159 151V149H160V147H162L163 146V144H164V147L163 148H161V149H165L166 148V150H162V151H160V154H163L164 156L162 157V155H160L161 157L160 158H166V157H168V158H166V159H163L164 161H168L169 162V165H171L170 167H167V168H169V172H170V168H171V174H170V176H172V172H174V174H175V176H178V178L180 177L183 181V184L185 185L186 184V188H187V190H185V192L183 193L182 192V190H184V189H180L179 187V190L182 192H180V194H181V199L179 200V201H175V202H177V203H175L174 202V200L176 199H174V196L175 197H180V196H178L177 194H179V193H177L176 194V192H174L176 195H172L171 197H173V199L171 198V197H169V199H167V198H164L165 200L167 199V200H169V202L167 201L165 204L164 203H161V202H159L160 200H162L161 199V197L159 198V200L156 202V203H158L157 205L155 204V201H153V199L156 197L157 199H158V195L156 196V194H155V197L153 196H151V195H148L147 193H146V190H147V188L148 187H146V190L144 191V188H143V193H142V195L144 194V197L146 198V196L148 195V196H150V197H152V199L151 198H149V197H147V198H149V202H154V204L156 205V207H155V205L153 206V207H155V209L156 208H158V207H160V204L161 205H163V206H161L162 207V210L160 209V208H158V209H156V210H159L160 209V211H163L164 209H163V207H165V206H168V207H165V210L163 211L164 213L162 214L161 213V215H160V217L161 216H163V217H159L160 219H162V220H160L159 221V223L161 222V224H159L158 223V225L159 226H157L158 227V229H160L159 227H161V231H160V233L162 232V233H164V234H166L167 232L168 233H170L171 235H172V237H175L174 235H177V233L179 234V232H180V234L182 233V231L184 232H188V234L187 235H189V233L192 235V237H191V239H192V245H190L189 244V246H190V250H191V254H192V257H191V261H190V263L189 264H227L228 262H229V260L230 261H232V262H230L231 264L233 263V264H264V248L262 249L261 247H263L264 246V237L262 236V237H260L259 238V243L260 244H262V245H260V249H256V247L254 248V250L252 251L251 249L250 250H248L247 248H245V249H241V247H238L237 245H233V244H231L230 242H228V236H229V234H231V233H237V235H244V237H245V234L246 235H248L249 234V232L251 231V233L253 232L252 231V229L254 230V228H251L250 227V225L248 226V224H249V222L250 221H253V220H249V221H247V218L249 217V214H248V216L246 217V215H245V217L243 216V214H246V213H241L240 214V212H238L237 210L239 209V208H241V207H239V206H242V207H245V204H246V202L248 201V195L246 194V192L244 191V186H246V185H244L242 188H241V185L239 186V187H237L235 190L233 189V190H231V191H229V193H227V192H223L222 190H225V189H219V192H220V190L222 191L221 193H223V194H221V193H219L218 191L217 192H215V193H217V194H220L219 196H221V197H218L217 198V196H215V199L217 198V200H219V203H218V201L216 200H214V202H216V206H213L215 203L214 202H212V199H211V197H210V195H209V199H211V201H209V203H210V207L208 206V207H206V209L205 210H202V209H204V207H202V205H203V203H205L204 202V200L206 201V199H203V200H201L200 201V199L198 200H195L194 198V191L196 190V189H198V187L200 188V186H197L196 187V185L198 184V185H200L201 184V186H206V183H207V186H208V188L209 187H211L210 185H208V183H210V182H208V181H206V183H204L203 185H202V183H200L201 181H204V180H208V179H210V178H208V179H206L204 176H206V177H208V173L207 172H209L208 170H206V168L208 167V166H206V167H203V168H205V171H204V169H201V166H199V168L198 167H195L194 165H197V161L199 160V158L197 157V159L195 158V155H197L198 156V154H197V150H195V154L192 152V151H194V149H195V145L192 143V141L190 142V140L188 139L189 138V136L192 134V135H194L195 137H196V135H195V132H197L196 130H195V132H194V134H193V130H194V128H196V127H194L193 128V122L195 121V123L197 122V123H203V121L206 119L207 120V117L209 116V112H212L213 113V111L215 112V114H216V109L218 110V109H220L221 110V112H223L222 110L223 109H225L226 107H227V105L229 104H227V102H229L230 100H227L226 98H228L229 96H232V94H230V93H234V92H236V93H240V91L239 92H237L236 90H239V89H235V88H232V87H230L228 84H225L224 83V81L223 80H221L223 77H221L222 75V71L220 70V71H218L219 73H221V74H218V75H220L219 77H218V75H214L213 74V72H212V69H213V71L215 70L216 71V68H215V66H214V64L212 63V65H213V67L214 68H212V69H208V68H205L204 70L203 69H201V70H197L198 72L197 73H195L194 71H192L193 69H195V68H193L192 70H190L191 72H192V75L193 74H195V76H193L194 77V79L191 77V76H189L190 74L188 73V77L190 78H192L194 81L192 82V83H190V79H187V82H188V80H189V82H188V84H186L185 83V79L183 78L185 75H184V72L186 71V70H183V69H181L182 71H184L182 74L180 73L179 74V76H181V77H177V74H175V77L176 78H178V80L176 79V80H174L175 82L173 83V82H171L170 80L171 79H173L172 78V76L174 77V73H176V71H175V69H174V71H173V69L172 68H170L169 66H167V67H165V65L164 66H162L163 65V63L162 64H159V63H156V64H154L153 62L151 63ZM203 62V61H202ZM84 62H83V64H82V62H81V64L83 65V67H82V65L81 64H79V66L81 65V68L83 69V68H86V66H87V64H88V62L85 64ZM168 63V62H167ZM167 63H166V65H167ZM4 64V63H3ZM2 63L0 64V68H1V65L2 66H5V65H3ZM65 64H68V63H66L65 62ZM69 64H70V61H69ZM84 64H85V67H84ZM100 64V63H99ZM129 64V63H128ZM131 64V65H132ZM136 64H133V66L134 65H136ZM210 64V63H209ZM215 64V65H216ZM245 64L247 65V61L245 62ZM29 65V64H28ZM138 65V64H137ZM139 65H143V63L141 64H139ZM212 65H210V66H212ZM32 66H33V64H32ZM101 65H97V67H100ZM217 66V65H216ZM88 67H90V65L88 66ZM88 67L86 68V69H88ZM137 67V66H136ZM133 68V69H137L138 70V68ZM219 67V66H218ZM224 67V68H223ZM3 68V67H2ZM1 68V69H2ZM6 68V67H5ZM79 68V67H78ZM140 68V67H139ZM142 68V67H141ZM140 68V69H141ZM170 68V69H169ZM174 68H175V65H174ZM203 68V67H202ZM0 69V70H1ZM4 69V68H3ZM14 69H17V68H14ZM21 69V68H20ZM20 69H18V70H20ZM80 69V68H79ZM85 69V70H86ZM143 69V68H142ZM172 69V70H171ZM186 69V68H185ZM218 69V68H217ZM6 69H4V71H5ZM84 70V69H83ZM97 70H99V68H97ZM181 70H179L180 72H182ZM219 70V69H218ZM24 71V70H23ZM23 71H22V73H23ZM43 71V70H42ZM173 71V72H172ZM178 71V72H179ZM189 70H187V72H188ZM232 71V72H231ZM0 72H3V71H0ZM7 72V70L5 71V73ZM11 72V71H10ZM15 72H17V70H15ZM20 72H21V70H20ZM45 71H43V73H44ZM134 72H135V70H134ZM139 72V71H138ZM169 72H170V74H169ZM177 72V73H178ZM186 72V73H187ZM226 72H224L225 74H224V76L226 77L227 75H226ZM12 73V72H11ZM18 73V72H17ZM216 73V72H215ZM1 75L3 74V73H0ZM8 74V73H7ZM24 75L26 74L25 73V71H24V73H23ZM27 74H28V69H27ZM26 74V75H27ZM33 74V73H32ZM46 74H48V72L46 73ZM4 75V74H3ZM0 76V77H4V76ZM11 75V74H10ZM21 75V74H20ZM19 75V76H20ZM62 75V74H61ZM60 75V76H61ZM170 75H171V79H170ZM7 76V75H6ZM9 76V75H8ZM12 76V75H11ZM32 76V75H31ZM63 76V75H62ZM136 78H135V77ZM169 76V77H168ZM232 76V75H231ZM23 75H22V80H23ZM30 77V76H29ZM28 77V78H29ZM54 77H58V76H55V74H54ZM64 77V76H63ZM186 77H187V75H186ZM187 77V78H188ZM221 77V78H220ZM228 77H229V75H228ZM7 78L8 77H4V78H0V127L3 125V123H4V121L3 120H5V118L3 119V117L4 116H7V114H8V110H10L7 106L9 105V103H10V101L12 102H14L15 101V99L16 98H18L17 97V94L19 93V91H17L18 89L15 87V86H12V85H18V84H15V82H14V84H11L10 82L8 83V82H5V83H3L2 82V79L3 80H7ZM60 78V77H59ZM179 78H183V79H180L179 80ZM11 79V77L10 78H8V81ZM20 79V78H19ZM58 79V78H57ZM175 79V78H174ZM229 79V78H228ZM21 80V81H22ZM28 80V79H27ZM27 80H25L26 82H27ZM61 80V79H60ZM133 80V81H132ZM226 80V79H225ZM230 80V79H229ZM20 81V80H19ZM18 81V82H19ZM20 81V82H21ZM62 81V80H61ZM60 81V82H61ZM168 81H166V83L165 84H168L167 82ZM173 81V80H172ZM180 83V82H182V83H180L181 85H179L178 84V82ZM26 82L24 83L25 85H26ZM63 83H64V81H62ZM171 82V83H170ZM226 82H230V81H226ZM23 83V82H22ZM66 83V82H65ZM173 83V84H172ZM183 83H185V85L187 86V87H185V85L183 84ZM236 83H237V81H236ZM27 84H29V83H27ZM67 84V83H66ZM172 84V85H171ZM230 84V83H229ZM231 84H232V82H231ZM233 84H235V80H234V82H233ZM25 85H23V86H25ZM33 85V84H32ZM65 84H63V86H64ZM68 85V84H67ZM159 85H162V84H159ZM168 85V86H169ZM236 85V84H235ZM12 86V87H11ZM129 86V85H128ZM129 86V87H130ZM238 86V85H237ZM13 87H15V89L13 88ZM18 87H20V86H18ZM28 87V86H27ZM32 87H34V85L32 86ZM66 87V86H65ZM129 87H127V88H129ZM156 87H158V86H156ZM167 86L165 85V86H163V88L162 89H160V90H164V92H166L167 91ZM179 87H178V89H179ZM12 88V89H11ZM31 88V87H30ZM166 89V91H165V89ZM17 89V90H16ZM62 89H64V88H62ZM144 89V90H145ZM159 89V88H158ZM174 89H176V87L174 88ZM177 89V90H178ZM189 90L188 91V94H187V90ZM242 89V88H241ZM169 90H171V88L169 87V89H168V91ZM15 91V92H14ZM39 91V90H38ZM41 91V90H40ZM166 92V93H169V92ZM28 92V91H27ZM30 92V91H29ZM36 92V91H35ZM42 92H45V91H43L42 90ZM160 92V91H159ZM158 92V93H159ZM190 92V93H189ZM241 92L243 93L244 91H242L241 90ZM32 93H33V90H32ZM41 93V92H40ZM154 93V92H153ZM156 93V92H155ZM154 93V94H155ZM171 93V92H170ZM241 93V94H242ZM11 94V95H10ZM14 94L16 95V98H12V99H14V100H11L10 99V97L11 96H14ZM30 94V93H29ZM34 94V93H33ZM224 94L226 95V96H224ZM228 94H230V95H228ZM244 95H245V93H243ZM242 94V95H243ZM19 95H22V92H21V94H19ZM46 95V94H45ZM48 95V94H47ZM46 95V96H47ZM49 95H51V94H49ZM49 95H48V99L50 98L49 97ZM56 95V94H55ZM54 95V96H55ZM153 95V94H152ZM157 95V94H156ZM158 95H160V94H158ZM166 97L168 96L167 94H164ZM163 94H162V97L164 96ZM222 95H223V97H222ZM227 95H228V97H227ZM240 94H237V96H239ZM41 96H43L44 97V95L42 94ZM53 96V95H52ZM51 96V97H52ZM57 96V95H56ZM52 97L53 99H54V105L56 106V104H58L59 105V103H60V101H61V99H59V97ZM149 96V95H148ZM161 96V95H160ZM186 96V97H185ZM236 95H234V97H235ZM237 96L235 97V98H237ZM247 96V95H246ZM21 98H22V100H21V102L20 103H22V104H24V102L23 101H25V99H23L25 96H20ZM20 97L18 98V99H20ZM26 97H27V95H26ZM29 97L30 96H28L27 97V99L29 100ZM152 97V96H151ZM154 97V96H153ZM222 97V98H221ZM234 97H232V98H234ZM31 98H34V97H32V95H31ZM31 98H30V100H31ZM37 97H35V99H36ZM55 98H58V99H55ZM61 98V97H60ZM157 98H158V96H157ZM157 98H156V100H157ZM226 100V103H224V99ZM243 98V97H242ZM245 98V97H244ZM26 99V102H28V100ZM41 100H44V99H42V98H40ZM151 99H153L154 100V98H151ZM246 99V98H245ZM17 100V99H16ZM33 100V99H32ZM32 100L31 101H29V103L30 102H32ZM40 100V101H41ZM49 100H51V98L49 99ZM59 101V103H56L57 101ZM155 100V101H156ZM223 100V101H222ZM231 100H233V99H231ZM239 100V99H238ZM9 101V103H7ZM37 101V100H36ZM35 101V102H36ZM39 101V102H40ZM52 101V103H53V100H51ZM129 101V102H130ZM138 101V100H137ZM140 101V100H139ZM152 101V100H151ZM154 101V102H155ZM234 101V100H233ZM240 101V100H239ZM34 102V101H33ZM46 102V101H45ZM128 102V103H129ZM19 103V102H18ZM50 103V102H49ZM61 103H63L62 101H61ZM14 104V103H13ZM27 104V103H26ZM36 104V103H35ZM38 104V103H37ZM40 104V103H39ZM67 104V103H66ZM69 104V103H68ZM152 104H154L155 106H157L155 103H153V101H152ZM16 106H17V104H15ZM14 105V106H15ZM30 105H32V103L30 104ZM44 105H46V104H44ZM53 105V104H52ZM57 105V106H58ZM64 106H66L65 105V103L63 104ZM70 105V104H69ZM132 105H134V106H132ZM13 106V105H12ZM18 106H19V104H18ZM17 106V108H19ZM55 106H53L52 108H54ZM56 106V107H57ZM63 106V108L65 109V108H67V107H69V106H67V107H64ZM166 106V107H165ZM224 107V108H222V107ZM10 107V106H9ZM33 107V106H32ZM40 107V106H39ZM47 107V106H46ZM50 107V106H49ZM55 107V108H56ZM59 108L60 107H62L61 105L60 106H58ZM165 107V108H164ZM220 107V108H219ZM7 108H8V110H7ZM16 108V109H17ZM29 108H30V106H29ZM28 108V109H29ZM42 108H44V107H42ZM59 108H57L58 110V112H60L59 110H61V109H59ZM70 108V107H69ZM69 108H67V109H69ZM163 108V111L161 110ZM249 108H251V107H249ZM15 109V108H14ZM25 109H27V108H25ZM51 109V108H50ZM64 109H63V111H64ZM66 109V111L63 113V114H65V113H67V110ZM254 109V108H253ZM258 109V108H257ZM31 110V109H30ZM30 110H28V111H30ZM56 110V109H55ZM159 110H161V114H159L160 112H159ZM166 110V111H165ZM220 110H218V111H220ZM227 110V109H226ZM248 110V109H247ZM11 111V110H10ZM164 111H165V113L167 114V116L165 115V113H164ZM252 111V110H251ZM254 111V110H253ZM38 112H40V111H38ZM37 112V113H38ZM42 112V111H41ZM53 113H54V111H52ZM62 112V111H61ZM178 112H181L182 114H180L181 116H179V114H178V116L180 117V118H182V120L181 119H178V120H175V123H176V121H178L177 122V125L175 124V123H173V122H171L169 119H171L172 117L171 116H177L176 115V113H178ZM246 112V111H245ZM52 113V114H53ZM69 113V112H68ZM67 113V114H68ZM184 113V114H183ZM209 113V114H208ZM44 114V113H43ZM54 114H60V113H56V111H55V113ZM208 114V116L206 117V115ZM247 114H249V115H247V116H245L244 117V114L242 115L243 117H238L239 119H240V122L241 123H244L245 125L246 124H252V126H253V123L255 124V122L256 121H254V120H257V119H255V118H253V116H251V114H250V110H249V113H248V111H247ZM34 115V114H33ZM40 115V114H39ZM38 114H37V116H39ZM45 115V114H44ZM127 115V114H126ZM158 115H161V116H164V118H160V116H158ZM246 115V114H245ZM35 116V115H34ZM43 116V115H42ZM41 115L39 116V117H42ZM66 116V115H65ZM166 116V117H165ZM241 116V115H240ZM36 117V116H35ZM43 117H45V116H43ZM171 117V118H170ZM263 117V116H262ZM37 119H39L38 117H36ZM67 118V117H66ZM123 118V117H122ZM138 118H140V119H138ZM141 118H142V120H141ZM177 118V117H176ZM40 119H42V118H40ZM131 119V120H130ZM6 120H7V118H6ZM118 120V122H121V118H118L117 119ZM138 120H141V121H139L138 122ZM143 120H145V121H143ZM172 121H173V118L171 119ZM180 120V121H179ZM206 120L204 121V122H206ZM209 120V119H208ZM207 120V121H208ZM123 121V120H122ZM169 121L171 122V123H169ZM262 121H264L263 119H262ZM128 122V121H127ZM128 122V123H129ZM260 122V121H259ZM131 123V124H132ZM136 123V122H135ZM172 123L173 124H175V125H172ZM6 124V123H5ZM4 124V125H5ZM143 124V125H142ZM146 124V125H145ZM142 125V126H141ZM199 125V124H198ZM256 125V124H255ZM131 126V125H130ZM137 126H139L138 124H137ZM201 126V125H200ZM204 126V125H203ZM246 126H249V125H246ZM251 126V125H250ZM135 127H136V124H135ZM134 127V128H135ZM198 127V126H197ZM202 127V126H201ZM132 128V127H131ZM253 128H255V127H253ZM23 130L25 129V131H26V128H22ZM28 130L30 129V132L33 130H31V128H27ZM136 129H135V131H136ZM198 129V131H199V127L197 128ZM2 130V129H1ZM20 131H18L17 133L19 134V132H21V128L19 129ZM135 131H133V132H135ZM141 131V132H140ZM143 131H145V132H143ZM201 128H200V133L199 134H201ZM1 132V131H0ZM23 133H24V131H22ZM30 132H28L29 134H27V132H25L27 135L26 136H28V135H32V136H34L33 134H31ZM132 132V131H131ZM137 131H136V134L138 133ZM73 133H75V132H73ZM147 133V134H148ZM151 133H153L155 136H152L153 134H151ZM198 133V132H197ZM196 133V134H197ZM76 134H80V133H76ZM145 134H143V135H145ZM197 135V138H199L198 136H200V135ZM15 135H17L16 133H15ZM143 135H139L140 136V138H142V136ZM24 134H22V135H20L19 136V139L15 142V144H14V142H13V146H10V144L8 145V146H10V148L8 147H3V148H1L0 147V160H4V162H6L5 160H10V161H14V163L16 162L17 164L18 163H20V162H22L21 164H23V165H25L24 163H28V165L27 166H30V169L31 170H29V173L27 172V176H26V179L28 178V179H30V180H32L33 179V177L35 176V174H36V172H38V164H42L43 163V161H41V159H39L42 163H40V161L39 162H37L38 160H36V162H34L35 161V158H36V156H35V158L34 157H32V152L30 153V151L28 152V149H30V148H26V147H28V146H26V143L28 142L27 140H29V139H27V138H33V137H26ZM134 136V135H133ZM138 136V137H139ZM147 136V135H146ZM149 136V137H150ZM135 137V136H134ZM137 137V138H138ZM149 137H147L146 139H147V141H148V143L147 144H150L149 142H151V141H149L150 139H152V138H149ZM159 137V138H158ZM191 137H193V136H191ZM190 137V138H191ZM201 137H202V135H201ZM36 138V137H35ZM34 139V138H33ZM145 139V138H144ZM143 138L141 139V141H143V143L145 144V140H144ZM196 139V138H195ZM36 140V139H35ZM131 140V139H130ZM138 141L140 140L139 138L137 139ZM160 141V143H161V145L162 146H159V144L160 143H158L159 141ZM162 140V141H161ZM192 140H193V138H192ZM201 140V139H200ZM203 140V139H202ZM33 141V140H32ZM158 141V142H157ZM164 141V143H162ZM165 141L168 143H170L171 142V144H169L168 143V145L165 143ZM196 141H197V139H196ZM30 142V141H29ZM155 142V141H154ZM154 142L152 141L151 143H153L152 145L153 146H155L154 145ZM193 142H195V140H193ZM199 141H197L196 143H198ZM123 143V142H122ZM127 143V142H126ZM139 143V142H138ZM157 143H158V145H157ZM63 144V143H62ZM65 144L67 145L68 143H66L65 142ZM64 144V146L63 147H65L66 145ZM119 144H121L120 142H119ZM128 144H131V143H128ZM202 144H203V142H202ZM201 143H200V145L201 146H203ZM5 144H3L2 146H4ZM68 145H70V143L68 144ZM66 146V149H68V147L69 146ZM125 145V144H124ZM127 145V144H126ZM146 145V144H145ZM166 145V146H165ZM170 145H173V146H171L170 147ZM72 146V145H71ZM70 146V147H71ZM120 146V145H119ZM121 146H123V144H121ZM151 146V145H150ZM194 146V147H193ZM32 147V146H31ZM37 147V146H36ZM72 147H74V146H72ZM71 147V148H72ZM77 147H78V145H77ZM77 147H76V149H77ZM131 147V146H130ZM135 147V146H134ZM147 147H149V146H147ZM174 147V148H173ZM45 148V147H44ZM120 148V147H119ZM125 148H126V146H125ZM132 148V147H131ZM151 148H152V150H154L153 148L154 147H152L151 146ZM167 148H170V149H168V150H170V153H167V152H169V151H167ZM198 148H200V147H198ZM52 149V148H51ZM55 149V148H54ZM75 148H74V150H76ZM78 149H79V147H78ZM78 149H77V151H78ZM86 149V148H85ZM84 149V150H85ZM91 149H93L92 147H91ZM150 149V148H149ZM160 149V150H161ZM176 150V152L175 153H172L171 154V152H172V150ZM196 149H197V147H196ZM47 150V149H46ZM46 150H45V152H46ZM57 150V149H56ZM82 151H83V149H81ZM81 150H79V153H80V151ZM87 150V149H86ZM122 150V149H121ZM125 150V149H124ZM127 150V149H126ZM154 150V151H155ZM50 151V150H49ZM53 151V150H52ZM77 151H74V152H77ZM117 151V150H116ZM134 151V150H133ZM157 151V152H158ZM198 151H199V149H198ZM37 152V151H36ZM132 152V151H131ZM156 152V153H157ZM164 152V153H163ZM184 152H185V154H187L188 152H191V154H193V156L191 157V154L190 153H188L187 154V156H185V154H184ZM201 151H199V153H200ZM204 152V151H203ZM39 153H40V151H39ZM44 153V152H43ZM78 153V154H79ZM125 153L127 154L128 152H126V151H124V152H121L120 153V155L119 156H116V157H118V159L117 160H115V161H113V165L115 166L116 165V167H117V169H118V166H119V168L123 165L122 164V162L123 161H125V159L124 158H128V155H127V157H125ZM149 153V152H148ZM180 153H182V154H184L183 156H182V154H180ZM36 154V153H35ZM45 155H46V153H44ZM49 154V153H48ZM80 154H82V153H80ZM129 154V153H128ZM133 154H134V152H133ZM152 154L154 155V153L152 152ZM151 154V155H152ZM158 154H159V152H158ZM165 154L167 155L166 157H165ZM38 155V154H37ZM40 156L42 155V154H39ZM45 155H43V156H45ZM50 155V154H49ZM130 155V154H129ZM137 155V159L139 158V156H138V154H136ZM141 155V154H140ZM152 155V156H153ZM170 155H172V156H170ZM175 155V156H174ZM177 155H179V156H177ZM203 154H201V156H202ZM134 156V155H133ZM156 156V154L154 155V157ZM177 156V158H175ZM190 156V157H189ZM30 157H32L31 159H34L33 161H31V159H29ZM51 157V156H50ZM142 157H144V156H142ZM142 157H140V160H141V158ZM173 159H172V158ZM186 157V159L184 160V158ZM189 157V158H188ZM194 157V158H193ZM205 157V156H204ZM39 158H41V157H39ZM45 157H43V159H44ZM46 158H48V156L46 157ZM52 158V157H51ZM50 158V159H51ZM92 158V157H91ZM130 158H131V156H130ZM156 158H157V156H156ZM181 158V159H180ZM187 158H188V160H187ZM131 159H133V158H131ZM130 159V160H131ZM143 159V158H142ZM159 159V158H158ZM169 159H171V160H169ZM175 159V160H174ZM178 159V160H177ZM189 159H191V161H189ZM197 161H196V160ZM203 159V158H202ZM202 159H201V161H202ZM51 160H53V159H51ZM56 160V159H55ZM58 160V159H57ZM93 160V159H92ZM130 160H129V162H130ZM139 160V159H138ZM139 160V161H140ZM156 160V159H155ZM159 160H161L162 162H163V164H164V161L162 160V159H159ZM193 160V161H192ZM206 160V159H205ZM45 161H47V159H45ZM1 162V161H0ZM0 163V164H5V163ZM30 162H33V163H35L37 166H34L32 163H30ZM48 162V161H47ZM53 162V161H52ZM192 162L194 163H196V164H194L193 165V167H192ZM205 162V161H204ZM53 164H55V163H53ZM125 164V163H124ZM129 164V163H128ZM198 164H199V162H198ZM202 164H203V161H202ZM40 165H39V167H40ZM45 165H47L46 163H45ZM57 165V164H56ZM166 165L168 166V164H167V162H166ZM47 166H49V165H47ZM55 166V165H54ZM127 166V165H126ZM36 167L38 168V169H36ZM43 167H44V165H43ZM109 167V166H108ZM110 167H112L111 165H110ZM125 167V166H124ZM24 168V167H23ZM41 168L42 167H40V169H39V171L41 170ZM45 168V167H44ZM43 168V169H44ZM58 168V167H57ZM113 169H114V167H112ZM167 168H165V169H167ZM192 168H195V170H197V171H195L194 169H192ZM19 169H20V167H19ZM55 169V168H54ZM157 169V168H156ZM165 169L163 168V170H164V172H168V169L165 171ZM201 169V170H200ZM208 169V168H207ZM37 170V171H36ZM115 170H116V168H115ZM126 170V169H125ZM146 170V172L147 171H149L147 168L145 169ZM145 170H144V167L142 168V169H140L139 170V173L142 171V173L143 172H145ZM155 170V169H154ZM154 170H151L152 171V174H151V171L150 172H145V173H143V176H144V174H145V176L143 177L142 176V173H141V175L139 174V173H137L138 175H137V177L140 175V176H142L144 179H145V181L143 182V181H140V182H143V183H141L140 185H147V183L149 182V183H152V185L151 184H149V185H151L152 187H154L155 185L154 184H156V186H157V181H159V178L160 177H157V175H154L153 174V171ZM162 170V171H163ZM36 171V172H35ZM42 171V170H41ZM123 171V170H122ZM137 171V170H136ZM158 171V170H157ZM161 171V170H160ZM159 171V172H160ZM133 172V171H132ZM138 172V171H137ZM201 172H203L202 174H203V176L201 175ZM212 172V171H211ZM18 173V172H17ZM48 173V172H47ZM161 173V172H160ZM206 173V174H205ZM118 174V173H117ZM132 174V173H131ZM134 174H135V172H134ZM155 174H157L156 173V171H155ZM166 174H169V173H166ZM200 174V175H199ZM205 174V175H204ZM210 174V173H209ZM62 176H64L63 178H65L66 176L65 175H63V174H61ZM136 175V174H135ZM134 175V176H135ZM161 175H163V174H161ZM165 175V174H164ZM163 175V176H164ZM199 175V176H198ZM211 175V174H210ZM19 176V175H18ZM20 176H22V175H20ZM147 176V177H146ZM156 178H155V177ZM159 176V175H158ZM170 176H167L169 179L171 178ZM203 177V178H205L204 180L201 178V180H200V178L199 177ZM127 177V176H126ZM150 179H149V178ZM165 177V176H164ZM174 179H176V177H174V175L172 176ZM209 177H211V176H209ZM17 178V177H16ZM25 178V177H24ZM23 178V179H24ZM32 178V179H31ZM146 178H148V179H146ZM154 178H155V181H156V179L158 178V180L155 182L154 181ZM176 179V180H179V179ZM17 179H19V177L17 178ZM66 179V178H65ZM140 179L142 180V178L140 177ZM139 179V180H140ZM66 180H68V179H66ZM138 180V179H137ZM147 180H148V182H147ZM163 180H165V179H163ZM170 180H172V179H170ZM199 180H200V182H199ZM11 181L12 182H10V183H13V180L11 179ZM23 181V180H22ZM123 181V180H122ZM152 181V182H151ZM162 180H160L159 181V185L160 186H158V187H162L161 189H164L163 188V183H164V185L166 184L165 183V181H162ZM20 182H21V179H20ZM19 182V180H17V183H13V184H17V185H15L16 187H20L19 185H18V183H20ZM24 182V181H23ZM160 182L162 183V184H160ZM176 182V181H175ZM179 182H180V180H179ZM205 182V181H204ZM27 183V182H26ZM26 183H24V184H26ZM54 183V182H53ZM52 183V184H53ZM124 183V182H123ZM144 183H146V184H144ZM23 184V183H22ZM21 183H20V185H22ZM130 184V183H129ZM178 184V183H177ZM180 184H181V182H180ZM211 184V183H210ZM69 185V184H68ZM68 185L66 186V187H68ZM162 185V186H161ZM182 185V184H181ZM15 186H13V187H15ZM170 186V185H169ZM175 186V185H174ZM207 186H206V189H207ZM237 186V185H236ZM248 186V185H247ZM158 187H157V189H158ZM171 187H173L172 185H171ZM171 187H169L170 189H171ZM181 187V186H180ZM185 187V186H184ZM255 187V186H254ZM51 188V187H50ZM63 188H65V186H63ZM69 188V187H68ZM151 188V187H150ZM150 188H148L149 190H150ZM166 188V187H165ZM248 188V187H247ZM250 188V187H249ZM252 188V187H251ZM250 188V189H251ZM1 189V188H0ZM11 189V188H10ZM156 188H154V190H155ZM174 189H176V187L174 188ZM188 189H189V191H190V193H189V191H188ZM202 189L204 190L205 188H203L202 187ZM205 189V190H206ZM232 189V188H231ZM249 189V190H250ZM11 190H13V189H11ZM68 190H70V189H68ZM72 190V189H71ZM75 190V189H74ZM139 190V189H138ZM141 190V189H140ZM149 190H148V193H149ZM153 190V189H152ZM178 190V189H177ZM199 190H201V189H199ZM204 190V191H205ZM216 190V189H215ZM8 191V190H7ZM78 191V190H77ZM76 191V192H77ZM135 191V190H134ZM151 191V190H150ZM160 191V190H159ZM163 191H165V190H163ZM175 191V190H174ZM187 191V192H186ZM197 191V190H196ZM195 191V192H196ZM208 191V190H207ZM210 191H214V189H211ZM248 191V190H247ZM54 192V191H53ZM53 192H51V193H53ZM74 192V191H73ZM153 192V191H152ZM151 192V193H152ZM160 192H162V190L160 191ZM166 193H167V191H165ZM165 192H163L164 194H165ZM177 192H179V191H177ZM197 192H199L200 193V191H197ZM203 192V191H202ZM201 192V193H202ZM206 192V191H205ZM9 193V192H8ZM44 193H45V195L47 194L45 191H44ZM60 193H62V192H60ZM154 193V192H153ZM156 193H158V191H156ZM162 193V194H163ZM170 193V192H169ZM168 193V195H170ZM172 194H173V192H171ZM199 193H196L197 195L199 194ZM210 193V192H209ZM214 193V194H215ZM250 193V192H249ZM253 193V192H252ZM2 194H4V191L1 189L0 190V196H2ZM42 194V193H41ZM139 194H141V193H139ZM147 194V195H146ZM160 194V193H159ZM163 194V195H164ZM179 194V195H180ZM183 194V195H182ZM204 194V193H203ZM206 194V193H205ZM216 194V195H217ZM7 195V194H6ZM5 195V196H6ZM48 195V194H47ZM64 195V194H63ZM146 195V196H145ZM167 195V194H166ZM192 195H193V199L195 200H192ZM249 195H252V194H249ZM4 196V195H3ZM40 196V195H39ZM41 196H44L43 194L41 195ZM73 196H75V195H73ZM190 196H191V199H190ZM201 196V195H200ZM254 196V195H253ZM46 197V196H45ZM47 197H49V196H47ZM51 197H53L52 196V194H51ZM76 197V196H75ZM85 197V196H84ZM141 199H142V197L141 196H139ZM202 197H204L203 195H202ZM207 197V196H206ZM205 197V198H206ZM213 197V196H212ZM251 197V196H250ZM255 197V196H254ZM254 197H252V198H254ZM40 198V197H39ZM41 198H44V197H41ZM50 198V197H49ZM54 198H55V195H54V197L52 198L53 200H54ZM82 198V197H81ZM143 199L144 201V203H145V201L146 200H148V199ZM214 198V197H213ZM220 198V199H219ZM0 199H1V197H0ZM150 199L152 200V201H150ZM163 199V201H165ZM207 199H208V197H207ZM40 200H43V199H40ZM50 200H51V198H50ZM140 200V199H139ZM171 200H173V202L174 203H171ZM249 200H250V198H249ZM162 201V202H163ZM194 201V202H193ZM208 201V200H207ZM0 203H2V202H0ZM146 203L148 204V205H150L147 201H146ZM160 203V204H159ZM212 203V204H211ZM147 204H145V205H147ZM152 204V203H151ZM171 204V205H170ZM247 204H248V202H247ZM247 204H246V206H247ZM254 204V203H253ZM1 205V204H0ZM132 205V204H131ZM207 205H209V204H207ZM206 204L204 205V206H207ZM212 205V206H211ZM244 205V206H243ZM250 206V205H249ZM253 206V205H252ZM255 206V205H254ZM254 206L252 207V208H254ZM260 206H262V204L260 205ZM235 207H237V208H235ZM251 207V206H250ZM128 208V207H127ZM134 207H131V206H129V209L130 210H128V213H129V223H133L134 222V220H136L135 218L137 217V214L139 213L138 212V209L137 208H135V209H133ZM148 208V207H147ZM150 210H148V211H152L151 209L152 208H149ZM154 209V208H153ZM247 209V208H246ZM156 210H154V211H156ZM234 210H236V211H234ZM249 210V209H248ZM263 210V209H262ZM140 211V210H139ZM239 211H240V209H239ZM247 211V210H246ZM259 211V210H258ZM264 211V210H263ZM159 212V211H158ZM157 211L156 212H153V214L154 213H158ZM245 212V211H244ZM249 212V211H248ZM252 212V211H251ZM262 212V211H261ZM69 213V212H68ZM68 213H66V214H68ZM255 213V212H254ZM263 213V212H262ZM70 214V213H69ZM259 214V213H258ZM71 215V214H70ZM157 215V214H156ZM251 215V214H250ZM252 215H254V214H252ZM260 215H261V217L263 218V220H264V215L263 214H261L260 213ZM69 216V215H68ZM255 216V215H254ZM253 217V216H252ZM256 218V217H255ZM258 218H260L259 216H258ZM261 218V219H262ZM1 219V218H0ZM249 219V218H248ZM3 220V219H2ZM0 221L1 223L3 222V221ZM258 220V219H257ZM255 221H256V219H255ZM260 222H262V220L261 221H259V224H260ZM252 222H250V224H251ZM256 223V222H255ZM254 224V223H253ZM252 224V225H253ZM255 225V224H254ZM253 225V226H254ZM252 226V227H253ZM2 227V226H1ZM249 227L251 228V230L249 229ZM256 227V226H255ZM248 230H250V231H248ZM262 230V229H261ZM264 230V229H263ZM150 231V230H149ZM254 231H257L256 230V228H255V230ZM247 232H248V234H247ZM153 233V232H152ZM174 233V234H173ZM254 233V232H253ZM252 233V235H255V234H253ZM256 234L257 233H259V232H255ZM157 234V233H156ZM163 234V235H164ZM169 234V235H170ZM169 235H167L166 237H168V240L170 239V244H169V246H168V251L170 252V253H172L174 256H175V260L177 261V259L179 258V254H176L177 252H176V250H175V247L173 246V244H175V243H177V242H179V241H176V237H175V239H173V238H169ZM186 235V234H185ZM264 235V234H263ZM165 236V235H164ZM182 236V235H181ZM159 237V236H158ZM180 236H178L177 235V238H178V240H180L181 239V237L179 238ZM194 237V238H193ZM250 237V236H249ZM253 237V236H252ZM259 237V236H258ZM148 238V237H147ZM185 238H187V236L185 237ZM255 239H256V237H254ZM66 239H67V237H66ZM246 239H247V236H246ZM46 240V239H45ZM65 240V239H64ZM79 240V239H78ZM77 240V241H78ZM186 240H189V238L188 239H186ZM231 241V240H230ZM257 241H258V239H257ZM65 242V241H64ZM74 243V242H73ZM79 243H81V242H79ZM182 243V242H181ZM180 243V244H181ZM252 243V242H251ZM75 245H78V244H76V243H74ZM123 244V243H122ZM59 245V244H58ZM63 245V244H62ZM80 245V244H79ZM115 245V244H114ZM120 245V244H119ZM125 245V244H124ZM177 245V244H176ZM187 245V244H186ZM82 246H83V243H82ZM112 246V245H111ZM130 247H131V245H129ZM182 246V245H181ZM60 247H61V245H60ZM68 247V246H67ZM71 247V246H70ZM72 247H74L73 246V244H72ZM78 247V246H77ZM80 247H81V245H80ZM100 247V246H99ZM178 247V246H177ZM180 247V246H179ZM186 247V246H185ZM258 247V246H257ZM64 248H66L65 247V245H64ZM84 248V247H83ZM83 248H81V249H83ZM87 248V247H86ZM94 248V247H93ZM98 248V247H97ZM109 248V247H108ZM243 248V247H242ZM75 249V248H74ZM80 248H76V253H77V250H79ZM113 249V248H112ZM178 249V248H177ZM253 249V248H252ZM67 250V249H66ZM70 250H72V249H70ZM83 250H85V248L83 249ZM82 250V251H83ZM94 250V249H93ZM97 250V249H96ZM127 250H129V247L127 248V246L125 245V246H120L119 248L117 247V251H116V255H117V257H114V258H118V259H120V257H122V256H124L126 253H127ZM189 250V251H190ZM62 251V250H61ZM90 251L91 250H89V253H90ZM95 251V250H94ZM93 251V252H94ZM188 251V252H189ZM68 253H69V250H68ZM79 253V252H78ZM82 253V252H81ZM80 253V254H81ZM83 253H86L85 251H83ZM82 253V254H83ZM96 254H97V252H95ZM98 253H100V252H98ZM65 254V253H64ZM79 254V255H80ZM88 254V253H87ZM86 254V255H87ZM190 254V253H189ZM60 255V254H59ZM73 255V254H72ZM86 255H84V256H86ZM98 255V254H97ZM172 255V256H173ZM63 257H64V255H62ZM77 256V255H76ZM83 256V255H82ZM119 256V257H118ZM178 256V257H177ZM61 256H59L58 258H60ZM67 257V256H66ZM91 257H93V256H91ZM97 257V256H96ZM100 257V256H99ZM98 257V258H99ZM185 257V256H184ZM87 258H88V256H87ZM86 258V259H87ZM95 258V257H94ZM100 258H102V257H100ZM99 258V259H100ZM174 258V257H173ZM62 259V258H61ZM60 259V260H61ZM64 259H65V257H64ZM68 259V258H67ZM71 259V258H70ZM69 259V260H70ZM83 259V262H84V259L85 258H82ZM98 259V260H99ZM115 259V260H116ZM117 259V260H118ZM63 260V259H62ZM91 260H93V259H91ZM104 260V259H103ZM228 260V261H227ZM52 261H53V258H52ZM65 261H66V259H65ZM74 261V260H73ZM227 261V262H226ZM69 262V261H68ZM99 262V261H98ZM101 262L102 261H100L99 262V264H101ZM114 262V261H113ZM189 262V261H188ZM53 263V262H52ZM90 263V262H89ZM94 263V262H93ZM229 263V264H230ZM61 264H63V263H61ZM97 264V263H96ZM121 264H122V261H121Z\"/></svg>",
    "mask_w": 264,
    "mask_h": 264
}]
</instances>
